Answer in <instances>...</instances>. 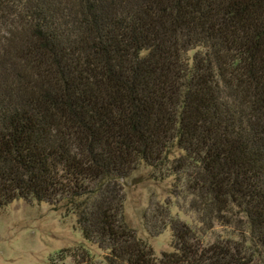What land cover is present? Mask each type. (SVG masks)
Wrapping results in <instances>:
<instances>
[{
  "label": "trees",
  "instance_id": "1",
  "mask_svg": "<svg viewBox=\"0 0 264 264\" xmlns=\"http://www.w3.org/2000/svg\"><path fill=\"white\" fill-rule=\"evenodd\" d=\"M141 164L226 235L163 207L156 255L123 214ZM16 199L72 215L102 264H264V0H0V206Z\"/></svg>",
  "mask_w": 264,
  "mask_h": 264
},
{
  "label": "rangeland",
  "instance_id": "2",
  "mask_svg": "<svg viewBox=\"0 0 264 264\" xmlns=\"http://www.w3.org/2000/svg\"><path fill=\"white\" fill-rule=\"evenodd\" d=\"M173 182L170 175L157 178L145 164L122 181L124 220L156 255L169 251L172 241L169 229L155 234L148 231L146 222L156 209L167 207L170 215L188 224L203 242L228 231L218 224L205 231L187 208L188 198L173 191ZM80 246L89 251L94 263L102 264L104 252L82 238L74 217L63 215L60 207L22 199L0 206V264H76L74 258L78 257L73 255L81 253Z\"/></svg>",
  "mask_w": 264,
  "mask_h": 264
}]
</instances>
